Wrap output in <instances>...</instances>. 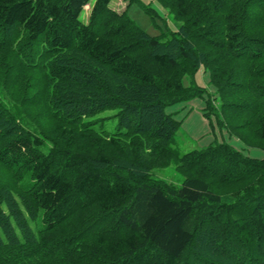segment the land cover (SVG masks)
Here are the masks:
<instances>
[{
  "label": "trees",
  "instance_id": "1",
  "mask_svg": "<svg viewBox=\"0 0 264 264\" xmlns=\"http://www.w3.org/2000/svg\"><path fill=\"white\" fill-rule=\"evenodd\" d=\"M112 1L0 0V264H264V157L177 153L166 111L204 68L206 115L264 150V0H158L159 36Z\"/></svg>",
  "mask_w": 264,
  "mask_h": 264
},
{
  "label": "rangeland",
  "instance_id": "2",
  "mask_svg": "<svg viewBox=\"0 0 264 264\" xmlns=\"http://www.w3.org/2000/svg\"><path fill=\"white\" fill-rule=\"evenodd\" d=\"M143 1L155 9L154 16L145 12L137 4L128 5L125 0H113L111 6L118 11L126 9L131 18L152 35L159 36L178 30L183 21L178 19L168 7L162 5L158 0ZM90 10V5H87L86 12L81 15L84 20L89 17ZM194 83L206 87L207 92L203 96L166 107V111L173 113L174 117L181 122L172 148L177 153L184 154L194 149L206 148L214 143L227 142L245 155L263 158L264 150L262 148L245 145L236 135L230 134L226 127L220 126L215 115H212L211 118L206 115L209 96H219L216 86L211 81L210 72L200 68L195 74ZM184 84L187 86L191 84L189 76L184 77ZM116 113L117 110H108L97 115L93 119H100V121L95 125V128L98 131L113 132L117 125V118L114 117ZM177 166L176 162H172L165 167L154 168L153 176L180 186L184 175L177 169Z\"/></svg>",
  "mask_w": 264,
  "mask_h": 264
}]
</instances>
